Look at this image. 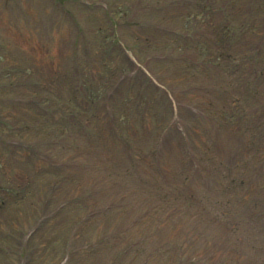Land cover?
I'll use <instances>...</instances> for the list:
<instances>
[{"label": "rangeland", "instance_id": "obj_1", "mask_svg": "<svg viewBox=\"0 0 264 264\" xmlns=\"http://www.w3.org/2000/svg\"><path fill=\"white\" fill-rule=\"evenodd\" d=\"M201 1L151 0L146 6L139 0H0V70L8 73V78L4 74L0 77L5 91L0 118L3 114L9 122L6 126L0 120V182L16 185L0 195L7 201L6 209L0 211V243L14 251L0 252V264H25L22 241L40 214L49 210L55 211V217L38 234L48 236L51 244L38 241L32 263L26 264H58L57 239L63 234L79 241L72 233L79 222L84 226H78L77 232L82 229L91 238L132 222H136L137 232L145 223L161 226L163 244L157 236H148L144 243L151 258L139 248L124 260L134 257L148 264H174L184 261L191 250L194 255L205 252L206 256V248L215 242L219 248L211 250L214 256L206 264H216L215 260L226 264V255L231 263L264 264V212L257 216L247 210L242 213L238 204L221 198L212 186L199 183L197 187L198 182L187 178L191 156L205 167L217 165L215 172L223 174L230 172L227 163L233 156L231 136L218 123L230 108L228 99L223 107V91L228 92L234 81L226 66L219 68L213 63L214 54L220 52L215 43L218 29L208 25L214 12L201 13ZM162 3L166 6H159ZM116 7L122 8L118 14L111 12ZM123 11H128L129 19L122 16ZM142 22H150L153 28L141 26ZM168 25L179 28L180 35L186 37L170 39L173 33L165 29ZM152 40L153 44L148 43ZM161 55L167 59L162 60ZM191 60L197 65H189ZM151 79L162 84L163 90H156ZM71 82L83 83L72 101L77 108L72 102L57 105L61 112L74 109L85 120L91 111H103L101 101L88 106L87 85L100 97L111 93V85L118 86L110 95L123 100L120 104L125 114L116 119V129L133 136L131 141L140 156L136 165L124 158L120 143L106 128L102 136L96 130V138L88 139L76 132L73 123L63 120L61 113L41 118L12 99L16 92L25 95L32 86L41 87L36 95L39 98L53 99L54 94L66 98L69 90L64 87ZM14 84L13 89L7 86ZM167 87L172 93L168 98L177 107L175 112L172 104V119L163 112L165 96H159L168 93ZM137 104L147 113L142 124L133 115ZM177 121L188 128L187 133L173 129L171 123ZM87 123L93 125L89 120ZM10 124L21 125L19 134L15 131L13 135ZM217 127L222 128V134L216 132ZM191 134L194 139L189 138ZM152 148L160 153L157 157H151ZM31 150L43 159L29 157ZM231 173L239 174L235 166ZM164 177L172 179L175 186H169ZM53 183L59 188L47 192V185ZM27 184L28 194L23 198L21 191ZM90 185L102 192L90 197ZM256 192L260 194V189ZM62 200L69 204L59 208ZM99 201L100 207L109 205L110 211L96 210L91 221L78 220L82 211L97 207ZM92 225L95 230L87 234ZM109 258L107 249L90 264H108Z\"/></svg>", "mask_w": 264, "mask_h": 264}, {"label": "trees", "instance_id": "obj_2", "mask_svg": "<svg viewBox=\"0 0 264 264\" xmlns=\"http://www.w3.org/2000/svg\"><path fill=\"white\" fill-rule=\"evenodd\" d=\"M219 6L222 9L220 16L221 31L220 39L219 41L216 39L215 43H221L222 49L220 50V54L217 53L214 56L217 59L216 62L227 64V68L232 69L234 86L231 90L233 94L227 97L230 100V108H228V112H223L222 121L223 127L232 138L229 137L231 141L229 148L235 156L232 159L230 158L231 160L227 163V170L230 172H224L225 174L215 172L217 171V165H207L205 167L206 165H201L200 162L192 160L187 178L198 182L197 187H199V183L202 184V180L207 184H211L215 193L226 194L225 200L238 204V207L241 204H245L247 212H251V215L257 216L264 212H262L264 209V0H223V3ZM25 71L29 72L30 68L26 67ZM6 76H8V73H6ZM81 84L83 85V83ZM82 85L77 84V87H81ZM77 87L74 84H68L67 87H64L66 90H69L68 98H59L54 94V96L51 95L53 99H49V96L46 98L37 97L36 95L41 91V87L32 86L26 91L25 97L33 114L41 118L44 116L43 118L46 119L51 112L46 113L41 111V106L48 105L45 100L47 99L54 104H70L73 100L70 97L72 93L74 94ZM87 87L88 89L91 88L89 85ZM90 90H93V88ZM86 98H88V106L89 104L97 105L99 101L104 100V97L96 94L93 96L88 95ZM120 101L121 103L123 102V100ZM226 102L227 100L224 101V107ZM233 105L235 113L231 114ZM54 110L61 113L63 120L67 119L69 125L73 123L76 131L85 135L88 139L94 140L96 138H94V135H98L97 131L102 136L104 128L109 132H113L112 136L118 134V141H130L133 138L128 133L125 134L121 131V128L116 129V119L123 118L125 114L124 108L119 104L117 99L109 105L107 111L104 109L100 112L93 110L88 114L89 118L87 120L93 122L92 129L90 130L82 125L87 123V120L78 116L73 110H65V112H61V109L56 110L54 108ZM133 112V115H139L140 111L137 109ZM109 120H112L114 123L112 127L109 126ZM43 121L46 120L41 119V122ZM69 125L64 128L68 129ZM225 134L223 132L224 136L227 135ZM233 143L237 146L233 145ZM31 158L34 159L35 155L31 154ZM225 165L226 163L224 162L223 166ZM234 166L235 170L239 173L238 175L231 173ZM160 175L163 177L161 173ZM164 178L168 180L169 186H175L172 179H169V177ZM92 186L94 185L89 186V189L92 190L87 192L88 195H91L90 197L102 192L101 189L97 190V188ZM258 189H260V194L256 192ZM9 190L8 188L6 189V191ZM247 191L248 194L246 195L245 192ZM248 195H250V198L245 200L244 198ZM81 199L85 200L86 198L81 197ZM96 203L97 207L86 209L81 214L88 212V218H93V214L97 212L95 209H98L101 205L100 201ZM104 206H101V208ZM223 212L227 216L225 210ZM135 223L132 222L124 225L122 229L120 227H112L113 229L105 233H96L97 237H92L93 239L90 236L87 237L86 231L84 232L82 229L79 232L73 233L78 238L80 237L79 241L74 240V238L77 239L75 236H73V239H70L62 234V237L60 236L57 239L60 246L59 252L63 254L66 251L70 252L71 258L75 257L73 264H90L91 259L100 258L101 254L107 249L110 253L108 264H144L147 260H139L137 262L134 257L129 260H124V257L133 249L139 250V248H143L144 250V243L148 240V236L159 237L160 244H163L165 235L161 234V226L154 223H145L143 225L144 228L137 232L134 229ZM63 226L65 231L66 224ZM78 226L82 227L80 224ZM95 227L92 225L91 232L93 229L95 230ZM66 233H68L67 230ZM87 234H90V232ZM48 240L51 242V239L48 238ZM214 243L206 249H212ZM215 247L217 246L214 245ZM148 251L151 250L147 248L144 250L147 259L152 257L151 253H147ZM180 255L181 252L179 251L177 255L178 259ZM203 257L195 256L194 251L191 250L187 253L184 261L179 259L174 264H206L211 259L209 256L206 259H203ZM226 264H232L230 258L226 259Z\"/></svg>", "mask_w": 264, "mask_h": 264}]
</instances>
